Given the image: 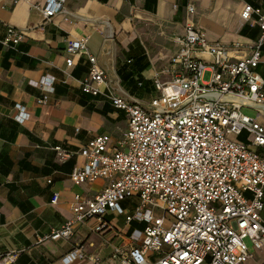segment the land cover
Instances as JSON below:
<instances>
[{
  "label": "built area",
  "instance_id": "1",
  "mask_svg": "<svg viewBox=\"0 0 264 264\" xmlns=\"http://www.w3.org/2000/svg\"><path fill=\"white\" fill-rule=\"evenodd\" d=\"M64 1L46 0L39 7L43 18L62 10ZM186 10L193 13V5ZM240 15L259 27L248 54L237 55L241 44L208 41L186 19L183 32L173 38L178 49L168 67L153 77L156 95L148 107L107 94L127 120L117 142L99 134L75 150L53 147L60 161L75 154L84 157V163L70 172L75 185L108 181L90 196L74 193L71 217L38 236L39 242L69 240L76 224L91 219L98 221L93 231L103 233L111 229L105 217L113 211L127 224L141 226L131 228L132 244L115 245L105 264H244L252 256L245 239L254 249L264 248V153L257 151L264 150V125L258 115L241 111L250 107L264 113V81L256 71L264 46V12L245 3ZM23 37L19 28L7 26L2 43L15 46ZM87 39L67 40L65 61L87 54L89 68L81 86L97 95L108 84L96 57L86 52ZM51 82L44 77L40 85ZM47 99L43 94L37 102ZM16 108L20 112L22 106ZM241 135L246 141L239 139ZM127 199L136 200L132 210L122 205ZM58 200L54 192L50 202ZM18 255L15 249L0 252V264H13ZM82 256L77 242L62 260ZM93 260L101 262L97 256Z\"/></svg>",
  "mask_w": 264,
  "mask_h": 264
},
{
  "label": "crops",
  "instance_id": "2",
  "mask_svg": "<svg viewBox=\"0 0 264 264\" xmlns=\"http://www.w3.org/2000/svg\"><path fill=\"white\" fill-rule=\"evenodd\" d=\"M45 2L0 0V252L19 250L13 264H105L115 245L132 244L134 222L127 224L122 214L110 211L105 220L111 229L103 233L93 231L98 221L91 219L76 224L69 240H37L71 217L74 193L90 196L108 181L75 185L70 172L84 157L75 154L60 161L53 147L75 150L99 134L117 142L126 117L107 94L148 107L153 77L168 67L178 49L173 38L183 32L186 19L208 41L241 44L237 55L248 54L259 27L244 22L241 10L249 3L264 12V0H65L62 10L46 20L39 8ZM188 4L194 7L191 14ZM7 26L24 33L15 46L2 43ZM82 37L88 38L86 52L105 71L108 85L97 95L81 86L89 68L87 54L65 61L67 40ZM256 71L264 81V46ZM44 77L52 80L50 86L40 85ZM43 94L48 99L39 104ZM16 104L22 106L20 112ZM54 192L59 195L56 204L50 202ZM77 242L84 256L64 262ZM251 253L259 255L252 264L264 262V248Z\"/></svg>",
  "mask_w": 264,
  "mask_h": 264
},
{
  "label": "rangeland",
  "instance_id": "3",
  "mask_svg": "<svg viewBox=\"0 0 264 264\" xmlns=\"http://www.w3.org/2000/svg\"><path fill=\"white\" fill-rule=\"evenodd\" d=\"M208 78H209V73L208 72H205L204 75H203V80H207ZM241 111L244 114H246L248 116H251V117H256L257 115L258 116H262L261 113L259 114L255 109L250 108V107H242L241 108ZM263 118H264V116H263ZM122 119L124 120V122H122L120 124V126H121V128H123V129L125 128L126 129V127H127V120H126V118L125 119L122 118ZM262 124L264 125V121H263ZM122 134H123V131L120 130L119 133H118L117 138L118 139L121 138L122 137ZM135 204H136V200H134V199H127L126 201L123 202V205H126L127 207H129L130 210H132L134 208ZM154 210L157 211V212H160V209L159 208H157V209L155 208ZM263 215H264V211H263ZM245 242L248 245L249 252H253V248L251 246L250 241L248 239H245ZM258 257H259L258 254L257 255H254L253 257H251L250 259H248V261H246L244 264H252L254 261H256L258 259Z\"/></svg>",
  "mask_w": 264,
  "mask_h": 264
},
{
  "label": "trees",
  "instance_id": "4",
  "mask_svg": "<svg viewBox=\"0 0 264 264\" xmlns=\"http://www.w3.org/2000/svg\"><path fill=\"white\" fill-rule=\"evenodd\" d=\"M256 6H257V5H256ZM142 83H143V81L140 80V82H139V86H140V87L143 86ZM152 87H153L154 93L150 96L149 100H150L152 97H154V96L156 95V90H155V86H154L153 82H152ZM110 104H111V103H110ZM115 109H116V108H115ZM116 110H118V109H116ZM119 111H121V110H119ZM122 112H123V111H122ZM239 139L242 140V141H246L244 135L239 136ZM54 151H55V150H54ZM257 151H258V152H263V153H264V150H263L262 148H258ZM133 226H139V227H140L141 225H140V224H137V223L134 222V223H133Z\"/></svg>",
  "mask_w": 264,
  "mask_h": 264
}]
</instances>
